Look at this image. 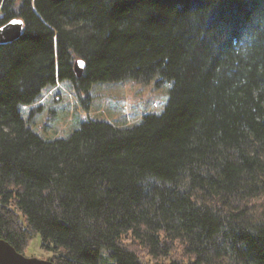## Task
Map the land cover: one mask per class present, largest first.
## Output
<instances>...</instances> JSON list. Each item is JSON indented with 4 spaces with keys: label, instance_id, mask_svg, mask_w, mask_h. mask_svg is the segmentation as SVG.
Segmentation results:
<instances>
[{
    "label": "trees",
    "instance_id": "obj_1",
    "mask_svg": "<svg viewBox=\"0 0 264 264\" xmlns=\"http://www.w3.org/2000/svg\"><path fill=\"white\" fill-rule=\"evenodd\" d=\"M13 18L1 239L24 255L38 234L55 264H264V0H0ZM156 76L168 101L135 125L49 141L23 117L58 81L86 107L93 84Z\"/></svg>",
    "mask_w": 264,
    "mask_h": 264
},
{
    "label": "rangeland",
    "instance_id": "obj_2",
    "mask_svg": "<svg viewBox=\"0 0 264 264\" xmlns=\"http://www.w3.org/2000/svg\"><path fill=\"white\" fill-rule=\"evenodd\" d=\"M170 84L159 76L148 82L125 79L119 82L96 83L89 90L91 99L83 107L68 80L58 81L42 90L41 99L24 108L28 127L45 140L66 138L79 125L91 118L125 127L139 123L145 114H160L169 96ZM81 96V95H80ZM83 97V96H82ZM51 253L40 247L39 235L29 243L24 256L49 260Z\"/></svg>",
    "mask_w": 264,
    "mask_h": 264
},
{
    "label": "water",
    "instance_id": "obj_3",
    "mask_svg": "<svg viewBox=\"0 0 264 264\" xmlns=\"http://www.w3.org/2000/svg\"><path fill=\"white\" fill-rule=\"evenodd\" d=\"M23 20L13 18L4 25L0 26V45L9 44L17 40L23 30ZM84 63L76 60L73 71L77 78L82 75ZM0 264H55L50 260H42L34 257H25L17 252L8 242L0 238Z\"/></svg>",
    "mask_w": 264,
    "mask_h": 264
}]
</instances>
